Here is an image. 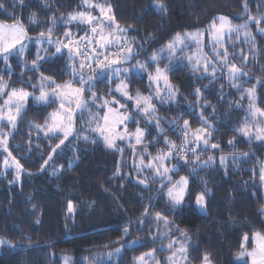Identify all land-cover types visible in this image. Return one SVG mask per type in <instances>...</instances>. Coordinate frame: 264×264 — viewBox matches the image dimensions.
Returning <instances> with one entry per match:
<instances>
[{
	"label": "trees",
	"instance_id": "16d2710c",
	"mask_svg": "<svg viewBox=\"0 0 264 264\" xmlns=\"http://www.w3.org/2000/svg\"><path fill=\"white\" fill-rule=\"evenodd\" d=\"M93 2L105 8L111 5L110 14L114 16L115 23L128 29L123 35L139 55L125 67H131L137 61H148L177 33L185 32H204L201 47L203 54L211 57V37L206 30L216 17L226 16L238 25L244 23L248 15L264 16V0H247V10L243 7L245 0H163L164 9L157 6L158 0ZM0 4L4 5L0 8V21L12 23L13 15L19 17L33 39L40 32L47 31L53 16L57 18L54 39L63 40L65 31L69 29L74 36H83L89 31L88 25L78 22L64 24L61 20L70 13L84 11L83 0H23V6H20V0H0ZM32 14H35V23H30ZM259 27H264V24ZM246 31L251 33V37L245 38L242 30L239 34L233 33L231 39L226 36L224 45L229 52V62L248 73L239 83L245 89L257 86L255 103L264 109V34L252 21H249ZM42 47L48 49V59L37 71H28L23 63L27 61L30 66L36 58L38 46L28 43L23 57L13 56L8 61L11 75L0 59V76L11 87H24L29 92L34 89L21 83L22 73L23 79H30L33 84L39 83L41 73L59 84L73 81L67 55H53L55 45L44 44ZM194 53L199 55L195 44L186 48L183 55ZM241 54L247 56L246 63ZM40 55L46 53L41 51ZM159 63L165 67L169 61L161 59ZM148 71H154V65H150ZM167 75L178 89L175 103L161 105L153 101L165 132L154 139L158 136L157 130L140 119L139 126L151 134L146 136L144 145L117 143L123 149L122 154L107 148L102 139L93 143L91 139L85 141L74 135L45 165L50 146L59 143V140H49L43 131H38L33 125L44 124L45 118L58 104L46 108L29 98L17 127L9 129L12 133L9 151L23 166L18 180L16 169L4 168L7 153L0 150V239L14 245L5 243L0 246V264H63L64 255L69 256V264H92L98 255L103 256L119 247L120 254L108 264H134L139 256L153 249H156V258L163 263L175 250H168L166 246L173 240H184L181 232H186L189 237L185 264H201L205 253L210 254L212 264H247L238 263L234 258L241 250L243 235L264 232V184L259 179L260 168L264 165V142L244 137L237 131L245 121L249 101L247 98L241 100L242 93L229 83L226 69L217 72V77L223 76V79L201 78L205 75L203 72L194 73L187 60H181L172 62V70ZM258 80L261 84H257ZM118 82L113 80L106 86L101 80L93 90L104 96ZM127 83L132 94L139 90L147 95L150 91L145 74L133 75ZM197 88L202 96L199 104L194 95ZM35 94L38 95V91ZM204 104L211 106L201 107ZM201 112L217 129L212 132L210 144L218 143L220 148L212 149L209 145L208 150L201 154L202 161L209 156L215 158V163L210 166L201 165L194 174L188 166H184L173 175L174 180L187 176L192 194L185 201L186 207L173 214L166 198L157 193L159 182L151 180L148 169L138 173L133 167L132 147L135 146L139 152L146 146L147 152L155 156L160 150H166L162 142L165 137L179 145L182 141L179 128L176 126L174 132L169 128L168 121L179 119L182 124L188 120L191 128L196 129L202 126L199 119ZM75 126L81 137L89 135L95 139V134L86 127L82 128L81 120L77 119ZM127 127L130 132L137 124L129 123ZM229 140H234V145H229ZM241 153L249 155L234 161L233 156ZM151 156L146 157L145 163ZM221 156L227 158L226 166L220 164ZM136 162L139 163L138 157ZM183 163L180 161L181 165ZM176 164V159L170 161V165ZM118 167L119 175L116 174ZM146 177L147 187L138 183ZM205 188L208 190L206 207L201 212L195 205V196ZM69 201L74 205L73 213L68 212ZM145 208L149 209V216L161 212L168 217L170 223L167 226L163 223L159 225V232L171 233L168 238L153 241V236L158 233L155 222L150 219L142 226L139 224ZM124 227L129 229L127 235ZM139 228L142 230L138 231ZM132 241L139 243L133 244ZM250 246L251 243L246 245L247 248Z\"/></svg>",
	"mask_w": 264,
	"mask_h": 264
},
{
	"label": "snow or ice",
	"instance_id": "6c2138e0",
	"mask_svg": "<svg viewBox=\"0 0 264 264\" xmlns=\"http://www.w3.org/2000/svg\"><path fill=\"white\" fill-rule=\"evenodd\" d=\"M83 5L85 6L84 11L70 13L66 19L62 17L61 20L64 24L78 22L79 24L88 25L89 31L85 32L83 36H74L69 29L65 31L63 40L53 38L57 21L55 16L51 17V26L47 28V31L40 32L35 39L28 35V29L19 17L13 15L11 17L12 23L0 21V59L9 68V75H11V69L8 61L13 56L17 58L23 57L28 43H34L38 46L36 58L31 61V65L29 66L27 61H23L28 71H37L42 66V63L47 61L48 49L42 47L44 44L55 45L53 55L66 54L71 62L68 65V69L74 83L69 81L59 84L51 77H46L41 73L39 83L33 84L30 79L24 80L22 73L21 83L28 84L29 87L34 89L33 92H29L24 87H11L9 83L4 81V77L0 76V97H5L2 104H0V122H3L9 129L17 127V121L22 112L26 111V104L29 98L37 105H42L46 108L51 107L53 104H58V107L45 118L44 124L33 125L38 131H43L49 140H59V143L50 146L51 150L48 160L44 162L45 165L53 158V155L58 153V150H61L62 146L65 145V141L74 135L85 141L91 139L93 143L97 139H102L107 148L114 149L121 154L123 149L118 146V141L127 142L130 146L133 145V142L134 145H144L146 136L151 133H146L144 128L139 126L140 119H143L157 130L158 136L154 139H158L165 132V128L161 123L162 118L157 115V108L153 101H158L161 105L175 103L178 89L171 84L167 73L172 70L173 61L181 60H187L192 66L194 73L203 72L205 75L201 78L210 76L212 79H223V76L217 77V72L218 70L223 71L226 69L229 83L242 93L241 100L247 98L249 101L245 121L237 131L244 137L249 139L254 137L255 140L264 142V109L257 107L255 103L257 86L253 85L245 89L239 83L240 79L248 75V73L243 72L242 68L235 63L229 62V52L224 45L226 36L231 39L233 33L239 34L242 30H244L245 38L251 37V33L246 31L249 28V21L254 22L261 34H264V27H259L264 24V16L257 18L248 15L247 20L238 25L233 24L226 16L216 17L206 30L211 37L213 48L211 57L203 54L201 47L205 35L204 32H185L183 34L177 33L158 53H153L148 61H137L131 67H125V65L131 64V61L139 55L132 43L123 35L128 29L122 28L115 23L114 16L110 14L111 5L107 6V11H105L104 5L93 3V0H83ZM20 6H23V0H20ZM157 6L160 9H164L163 0H158ZM243 7L247 10V0H245ZM0 8H4V5L0 4ZM87 9H99L103 19L94 16ZM29 20L30 23H35V14H32ZM193 44L197 46L199 55L195 53L183 55L186 48H191ZM41 51L45 52L46 55L41 56ZM165 52L167 56H163ZM161 59H167L169 64L161 67L159 63ZM242 59L246 63L248 58L242 55ZM150 65H154V71L152 72L148 71ZM138 74L147 75L148 88L150 89L147 95L139 90L135 94L129 91L127 81L133 75ZM101 80L105 81L106 86L113 80L119 82L115 88H109L104 96H99L93 89L96 88L97 83ZM257 84H261V82L258 80ZM36 91H38V95L35 94ZM86 93L87 96L85 95ZM194 95L197 97V104H199L202 99L199 88L195 89ZM121 101L124 102L122 103ZM210 106V104L201 105V107ZM77 119L81 120L82 128L86 127L90 133L95 134V139H92L89 135L82 137L79 135V130L75 126ZM199 119L202 122V126L196 129L191 128L188 120H184L182 124H180L179 119L168 121L169 128L174 132L176 131V126H178L182 141L178 145L165 137L162 142L165 144L166 150H160L155 156H151L147 152L146 146H143L139 152L135 146L132 147L133 167L136 168L138 173H142L145 168L148 169L151 180L159 182V186L156 189L157 193L166 198L167 205L173 214L181 212L186 207V199L191 198L192 195L189 189V178L180 176L179 179L174 180L173 175L178 173L180 168L184 166H188L193 174L201 165L210 166L215 163V158L209 156L207 160L202 161L200 159L201 154L208 150L209 145L212 149L220 148L218 143L210 144L212 132L217 129H214L208 122L203 112L199 114ZM249 120L252 123H248ZM129 123L137 124L134 132H129L127 127ZM11 135V131H4L0 127V149L7 153L3 163L5 167L15 166L16 179L18 180L23 171V166L9 151V137ZM228 144L234 145V140H229ZM248 155L249 153H241L239 156L234 155L233 160L235 161L240 156L247 157ZM147 156H151V159H148V162L145 163ZM136 157L139 158V163L136 162ZM173 159H176V165H170V161ZM226 160V157L221 156L220 164L226 166ZM180 161L184 162L183 165L180 164ZM119 171L118 167L117 175H119ZM259 179L264 184V165L260 168ZM138 183L147 187L148 178L140 179ZM207 192L208 190L205 188L204 191L199 192L195 196V205L201 211L206 207L205 196ZM67 209L69 213H73L74 205L71 201L68 202ZM149 219L154 221L157 226L158 234L153 236V241L159 238L166 239L171 235L170 232H159L161 223L166 226L170 223L166 215L156 212L154 216H149V209L145 208L138 222L142 226ZM137 230H142V228ZM176 230L178 232L181 231L178 227ZM123 231L127 235L129 232L128 227H124ZM181 235L184 237L185 242L173 240L166 246L168 250L175 249L172 251V255L167 258L169 264H179L180 260L185 262L188 260V245L186 241L189 237L186 232H181ZM5 243L14 246L11 245V242L0 239V246ZM132 243L136 244L139 242L132 241ZM249 243H254L251 251L246 247ZM177 244L180 245L178 248H176ZM241 249L242 251L239 253L238 258L250 257L251 264H264V232L255 231L251 237L248 233H245L242 237ZM115 251L119 253L121 248H117ZM155 251L156 249H153L138 257L139 264H145L146 260L154 259ZM108 255L110 258L112 253ZM67 260L68 258H65V264H67ZM202 264H212L210 254L205 253L203 255Z\"/></svg>",
	"mask_w": 264,
	"mask_h": 264
},
{
	"label": "rangeland",
	"instance_id": "374dc122",
	"mask_svg": "<svg viewBox=\"0 0 264 264\" xmlns=\"http://www.w3.org/2000/svg\"><path fill=\"white\" fill-rule=\"evenodd\" d=\"M93 3H96V2H93ZM105 11H107V8H105ZM90 12H92L93 15L96 14V15H94V16H98V17H100L101 19H103V17L101 16V14H100V12H99V9H91ZM4 98H5V97H1V98H0V104H2V101H3ZM122 103H123V102H122ZM0 127H2L4 131H9V128L6 127V126L4 125L3 122H0ZM134 131H135V130L130 131V132H134ZM117 143H119V141H118ZM126 143H127V142H126ZM0 150H2V149H0ZM6 156H7V155H6ZM3 166H4L5 169H10V168H14V169H15V166H14V165L9 166V167H5V165L3 164ZM177 179H179V178H177ZM177 179H176V180H177ZM197 209H198L199 211H201L198 207H197ZM204 211H205V209H204L203 211H201V212H204ZM181 242H185V241L183 240V241H181ZM186 244H187V242H186ZM179 246H180V245L178 244L176 248H178ZM119 248H120V247H119ZM116 249H117V248H116ZM109 253H112V255H111L110 258H109V255H108ZM119 254H120V252H119V253H116L115 249H114L113 251H110V252L106 253V254L103 255V256H100V257H99L98 254H95V255H98V256L95 257V260L92 261V264H108V263H110V262L112 263V262L114 261V259H115ZM155 255H156V254L154 253V259H148V260H146V261H145V264H157V262H159V264H169V261H168L167 258H168L169 256L172 255V252L168 254V256L165 258V260H164L163 263H162L158 258H156ZM238 256H239V255H236L237 259H238ZM139 257H140V256H139ZM65 258H68V259H69V256L64 255V256L62 257V262H63V264H65ZM245 258H247V257H245ZM244 260H245V259H244ZM243 262H245V261H243ZM67 264H69L68 261H67ZM134 264H139V262H138L137 259L135 260V263H134ZM179 264H185V261L180 260V261H179ZM201 264H202V263H201Z\"/></svg>",
	"mask_w": 264,
	"mask_h": 264
},
{
	"label": "crops",
	"instance_id": "0c3cea01",
	"mask_svg": "<svg viewBox=\"0 0 264 264\" xmlns=\"http://www.w3.org/2000/svg\"><path fill=\"white\" fill-rule=\"evenodd\" d=\"M251 237V236H250ZM254 247V243H251V246L248 247V250L251 251V249ZM242 251V249L239 251V253ZM239 253L237 255H239ZM235 258V261L238 262V263H243V261H245L247 264H251V258L250 257H242V258H238L237 257H234ZM245 259V260H244Z\"/></svg>",
	"mask_w": 264,
	"mask_h": 264
}]
</instances>
